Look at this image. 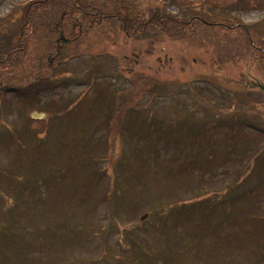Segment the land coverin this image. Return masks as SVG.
<instances>
[{
    "label": "rangeland",
    "instance_id": "obj_1",
    "mask_svg": "<svg viewBox=\"0 0 264 264\" xmlns=\"http://www.w3.org/2000/svg\"><path fill=\"white\" fill-rule=\"evenodd\" d=\"M26 1L0 0V264H264V0H89L168 21L134 46L106 19L79 46L108 22L112 57L51 66L62 0L42 25ZM183 12L219 24L174 32Z\"/></svg>",
    "mask_w": 264,
    "mask_h": 264
},
{
    "label": "flooded vegetation",
    "instance_id": "obj_2",
    "mask_svg": "<svg viewBox=\"0 0 264 264\" xmlns=\"http://www.w3.org/2000/svg\"><path fill=\"white\" fill-rule=\"evenodd\" d=\"M76 5L78 4L76 3L75 7ZM102 7L104 8L105 5H96L87 10L85 9L86 11L83 10L84 12L83 11L79 12V14L77 15L71 13V15L69 14V16H67V11H63L60 14V18L58 20L50 21L52 24L51 26L55 29V31L62 32L65 35L64 38H60V39H58L59 37L58 38L55 37L54 39L55 52L54 53L49 52L48 54L45 55L47 61L49 60L48 63H50V65H53L55 60H58V57L64 54V50H66L68 46L75 45V49L80 47L79 46L80 41L86 33H90L93 28H95L96 26L102 25L106 19H111L112 17L120 18V20L118 19L117 22L119 23V21H121L123 23V30L125 31L124 32L125 37H128L129 39H131V43H133L134 46H136L135 44L137 42L141 43V41H145V40L146 41L149 40L150 44L154 43V40L156 38V35H155L156 30L154 29L157 26V24L152 22V20H155L157 22V20L155 19V17L157 16V13H154L153 16H149V17L144 16L143 18H140V22L142 20L141 24L143 25L136 24L137 25L136 26V25H132L129 21H126L122 16H118L117 14H111L110 12H106L105 10L103 11ZM193 17H196V18H193ZM199 18L200 17L198 15H194L190 17L189 19L181 20L180 22L187 24V25H193L194 20L199 19ZM149 23L150 25H148ZM106 25H108V22H105V26L102 29H107V30L99 31L98 35L92 36L90 42H88L89 41L88 38L84 39V40L87 39V42H85V44L80 47L81 51H85L86 53L90 51H95V50H97V52H102L101 51L102 47L97 49V44L101 45V42L103 41V39H104V43H103L104 45L102 46H108L109 48L110 45H118L119 41L117 42L118 36L116 34L117 32H115V28L112 25L111 27L106 26ZM112 27L113 29L110 31L109 29H111ZM147 30L150 31L149 34L147 33L145 34ZM142 34H144V36L145 37L147 36L148 38L143 39L141 36ZM164 35L166 37H174V36H170V34L167 35L166 33H164ZM134 52L135 53H134V57H132L133 60H131L132 61L131 64L126 67L122 66V68H125L130 73L141 71V70L136 69L137 66L141 64V61L139 59V55L141 54L138 51H134ZM126 57L128 60L131 58L129 56H126ZM171 60H172L171 57L159 59L161 64L165 63V65H167L169 61ZM119 64L120 63L118 62V65ZM151 69H154V66L152 64L151 65L145 64V69L143 70H151Z\"/></svg>",
    "mask_w": 264,
    "mask_h": 264
},
{
    "label": "trees",
    "instance_id": "obj_3",
    "mask_svg": "<svg viewBox=\"0 0 264 264\" xmlns=\"http://www.w3.org/2000/svg\"><path fill=\"white\" fill-rule=\"evenodd\" d=\"M55 1H57V0H45L44 2H42V3H40V5H34L33 7H32V9H30V15H29V17H28V19L27 20H29L30 22H31V24H33V20H34V22H35V25L36 24H41L42 25V23H41V20L44 18V19H46V21H48L49 22V19H48V17L47 16H43L42 14H41V12L39 11L38 12V9L37 8H39L41 5H45V4H49L50 2H52V3H54ZM59 1V0H58ZM81 1L82 0H79V4H81ZM88 2H89V6H85L87 3H85V5L83 6V8L85 9L86 7H88V8H92L93 6H96V5H101L98 1H89L88 0ZM60 3L62 4V8H60V10H61V13L63 12V11H67V16H69V14L70 13H74L75 11H77V8L75 7V5L72 3V1L71 0H62V2L60 1ZM60 3H58V4H60ZM125 3L126 2H123V7H125V8H121V13H123V15H119V14H117L118 16H122L126 21H129L132 25H139V24H141V22H142V20H141V22H140V18H143L144 17V15L142 14L141 15V13H139V12H137L136 11V9L135 8H133L132 9V4L131 5H129V2H128V4L127 5H125ZM32 4V3H31ZM30 6H32V5H29L28 7H27V10L29 9V7ZM31 8V7H30ZM58 9V8H57ZM102 9H103V11L105 10L106 12H108V10H106L105 9V7L103 8L102 7ZM27 10H26V12H27ZM101 10V9H100ZM102 11V10H101ZM102 11V12H103ZM58 12V11H57ZM60 12V11H59ZM152 12V11H151ZM154 13H158L157 14V16L155 17V19L157 20V22L159 21V22H161V21H168V16H166L163 12H161L160 10H156V11H153L149 16H153V14ZM41 14V15H40ZM56 15H57V13H56ZM160 15V16H159ZM60 18V14H58V16H56L55 17V21L56 20H58ZM112 20H120V18H117V17H112L111 18ZM170 19V21L172 22V23H170L172 26H173V30H174V32H179V31H177V30H175V26L177 25V23H176V21L174 20V19H171V18H169ZM23 22L24 23H26V21L25 20H23ZM152 22H154L155 24H157V22L155 21V20H152ZM28 24V23H27ZM47 25H49V23L47 24ZM52 24L50 23V26H51ZM136 25V26H137ZM141 25H143V24H141ZM148 25H150V23L148 24ZM158 25V24H157ZM28 28H26L25 30L23 29V30H21L20 32H19V36L21 37V36H23L24 35V33L26 32V35H27V33H28ZM36 30L38 31V29H37V27H36ZM35 33H37V32H35ZM179 34H182L183 35V33L181 32V33H179ZM33 35V34H32ZM25 40H26V38H25ZM38 40H39V38L37 39V42H38ZM40 42H41V40H40ZM40 42H38V43H40ZM24 43H25V41H24ZM52 43H54V41H53V39L50 41V42H46L45 43V45H51ZM24 46H25V44H24ZM50 48L52 49V47H49V46H45V49L46 50H49L50 51ZM14 50V49H13ZM12 50V51H13ZM25 48L23 47V48H20L19 47V50L18 51H14L13 53H12V51L9 53H7L6 55H10L11 57H13L15 54H21V53H23V52H25ZM54 52H55V49H54ZM263 52H264V50H263ZM49 53V52H48ZM68 53H75V54H90V55H95V53H93L92 51H90V52H88V53H78L77 51H76V49H75V47L74 46H68L67 48H66V50H64V56H66ZM45 54H47V52H44V50H43V54H42V60L45 62ZM95 56H98V55H95ZM47 60V59H46ZM41 72H38L37 74H40ZM33 76V75H32ZM31 77V76H30ZM29 77V78H30ZM131 99V98H130ZM126 100H129V99H125V101ZM129 101H131V100H129ZM128 104H129V102H127ZM115 122V127H118L119 125H120V119L119 118H116V120L114 121ZM118 122V123H117ZM116 129V128H115ZM115 133V132H114Z\"/></svg>",
    "mask_w": 264,
    "mask_h": 264
},
{
    "label": "water",
    "instance_id": "obj_4",
    "mask_svg": "<svg viewBox=\"0 0 264 264\" xmlns=\"http://www.w3.org/2000/svg\"><path fill=\"white\" fill-rule=\"evenodd\" d=\"M36 116H40V114H36ZM147 215L143 216L142 219H144Z\"/></svg>",
    "mask_w": 264,
    "mask_h": 264
}]
</instances>
